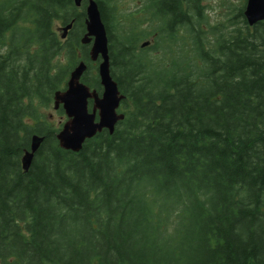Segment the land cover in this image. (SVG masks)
<instances>
[{
    "label": "trees",
    "instance_id": "obj_1",
    "mask_svg": "<svg viewBox=\"0 0 264 264\" xmlns=\"http://www.w3.org/2000/svg\"><path fill=\"white\" fill-rule=\"evenodd\" d=\"M95 1L124 118L72 152L42 110L80 60L102 90L86 0H0V264H264V20L243 0L223 32L201 0H142L163 47L143 55V16Z\"/></svg>",
    "mask_w": 264,
    "mask_h": 264
},
{
    "label": "water",
    "instance_id": "obj_2",
    "mask_svg": "<svg viewBox=\"0 0 264 264\" xmlns=\"http://www.w3.org/2000/svg\"><path fill=\"white\" fill-rule=\"evenodd\" d=\"M81 1L73 0L75 6H80ZM243 16L249 26L264 20V0H246ZM71 25L62 27L61 38L66 37ZM84 25L85 33L80 42L90 44L88 55L91 61L99 59L97 73L102 92L99 94L91 90L81 81L86 64L79 61L69 73L66 88L55 91L53 95V108L61 106L66 115V120L56 133V139L62 149L72 152L79 151L87 139L103 129L112 134L117 122L124 118V114L117 111L124 95L110 73L107 33L95 0L86 1ZM89 100L92 101L90 109ZM42 140V136H31L29 149L21 157L24 171L30 167Z\"/></svg>",
    "mask_w": 264,
    "mask_h": 264
},
{
    "label": "rangeland",
    "instance_id": "obj_3",
    "mask_svg": "<svg viewBox=\"0 0 264 264\" xmlns=\"http://www.w3.org/2000/svg\"><path fill=\"white\" fill-rule=\"evenodd\" d=\"M115 4V10L119 15H125L128 13H133L134 15L143 16V12L134 13L136 10L143 8L142 0H112ZM245 1V0H244ZM243 0H201V5L204 7L205 15V29H208L209 26H218L223 32H227L231 29L228 19H231L234 14L237 13V10L242 6ZM123 20L120 16L118 19ZM141 28L147 30L149 33L145 36H142L140 40L137 41V51L141 52L143 55L151 54L154 56H161V51L163 49L162 44H156L155 38L157 36V30H155V25L157 22L154 20L152 23L149 22V19L145 18ZM237 19V18H236ZM234 19V20H236ZM239 20V19H238ZM238 20L236 22H238ZM60 26L59 22L56 23V30ZM152 33H151V32ZM60 32V31H59ZM115 34V32H114ZM146 43V47L140 48L141 44ZM96 65L95 63H93ZM122 111V107L119 109ZM44 116H46L50 121L54 123H60L65 117H62L57 113V110L53 108V103L48 107L42 110Z\"/></svg>",
    "mask_w": 264,
    "mask_h": 264
}]
</instances>
